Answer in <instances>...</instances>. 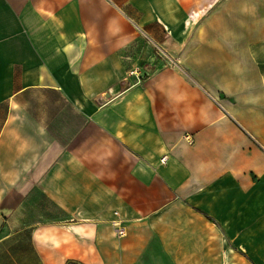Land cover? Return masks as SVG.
Wrapping results in <instances>:
<instances>
[{"label": "crops", "instance_id": "obj_1", "mask_svg": "<svg viewBox=\"0 0 264 264\" xmlns=\"http://www.w3.org/2000/svg\"><path fill=\"white\" fill-rule=\"evenodd\" d=\"M0 216V264H264V0H0Z\"/></svg>", "mask_w": 264, "mask_h": 264}, {"label": "built area", "instance_id": "obj_2", "mask_svg": "<svg viewBox=\"0 0 264 264\" xmlns=\"http://www.w3.org/2000/svg\"><path fill=\"white\" fill-rule=\"evenodd\" d=\"M131 74L137 75L139 73H138V71H136V72H132ZM186 140H188L189 143L193 142V140L189 136H186ZM115 216L118 217V213H115ZM112 225L115 229L117 237L122 238V237H125L127 235L126 227L124 226L123 222L119 219V217L115 218L112 221Z\"/></svg>", "mask_w": 264, "mask_h": 264}, {"label": "water", "instance_id": "obj_3", "mask_svg": "<svg viewBox=\"0 0 264 264\" xmlns=\"http://www.w3.org/2000/svg\"><path fill=\"white\" fill-rule=\"evenodd\" d=\"M3 222H4V220H3V218L0 216V228H1L2 225H3Z\"/></svg>", "mask_w": 264, "mask_h": 264}, {"label": "trees", "instance_id": "obj_4", "mask_svg": "<svg viewBox=\"0 0 264 264\" xmlns=\"http://www.w3.org/2000/svg\"><path fill=\"white\" fill-rule=\"evenodd\" d=\"M68 264H76V263H68Z\"/></svg>", "mask_w": 264, "mask_h": 264}]
</instances>
